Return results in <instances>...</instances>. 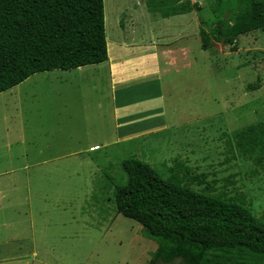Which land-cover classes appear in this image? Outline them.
Returning a JSON list of instances; mask_svg holds the SVG:
<instances>
[{"label": "rangeland", "instance_id": "obj_1", "mask_svg": "<svg viewBox=\"0 0 264 264\" xmlns=\"http://www.w3.org/2000/svg\"><path fill=\"white\" fill-rule=\"evenodd\" d=\"M103 1L108 39L172 43L192 67L166 66L160 56L159 81L123 87L110 84L105 64L55 69L0 93V264H186L153 260L157 243L117 212L115 188L126 184L122 164L132 157L163 179L181 161L191 188L241 194L256 217L264 214V161L234 145L239 130L264 122V31L234 45L211 39L204 50L200 29L211 34L212 7L227 0H198L199 11L170 18L160 16L165 0ZM126 14L134 33L129 23L119 28ZM152 113L164 128L136 134Z\"/></svg>", "mask_w": 264, "mask_h": 264}, {"label": "trees", "instance_id": "obj_2", "mask_svg": "<svg viewBox=\"0 0 264 264\" xmlns=\"http://www.w3.org/2000/svg\"><path fill=\"white\" fill-rule=\"evenodd\" d=\"M165 1L170 9L160 13L163 17L200 10L198 0ZM212 10L211 34L200 29L204 50L211 39L234 45L239 35L264 31V0L218 1ZM107 60L103 0H0V93L35 73ZM234 145L243 157L263 162L264 122L239 130ZM122 167L127 182L115 188L116 210L157 243L153 260L264 264V214L256 217L243 195L231 197L211 186L191 188L182 181L190 172L181 161L166 179L137 158Z\"/></svg>", "mask_w": 264, "mask_h": 264}, {"label": "crops", "instance_id": "obj_3", "mask_svg": "<svg viewBox=\"0 0 264 264\" xmlns=\"http://www.w3.org/2000/svg\"><path fill=\"white\" fill-rule=\"evenodd\" d=\"M195 0H192L194 2ZM192 11L186 12L190 13ZM127 13V12H126ZM170 15L162 18H170L177 15ZM128 17L129 15L126 14ZM129 20H125L123 24V19H120L119 28L121 31L125 28L127 23H129V27L135 32L136 22H134L133 17L130 15ZM180 39L184 33H177ZM107 39V50H108V60L106 62L96 64L98 67H102V65H106L108 75L110 77V84L117 85L120 84L121 87L126 85H131L135 82H138L141 78H154L155 81L158 80V72H159V59L160 56H163L164 64L166 66H172L178 68L180 65L184 67H192V63L186 61L188 51L186 49H171V44H159L154 41V39H146V40H137L135 37L128 36L124 37L123 34H119V36ZM170 47V48H169ZM101 65V66H100ZM83 67L76 68V71H81ZM146 80V79H145ZM144 98H147V94H149V99H151L152 91L150 90H141ZM161 95V94H160ZM161 115V114H160ZM159 115L154 113L144 115L140 118L139 127L140 130L137 131L136 134H150L156 132L158 129L164 128V124L158 121ZM163 118V116H160ZM148 120V121H146ZM143 123H145L143 125ZM152 125V126H150ZM132 131H130L131 133ZM99 144L95 145L97 147Z\"/></svg>", "mask_w": 264, "mask_h": 264}]
</instances>
